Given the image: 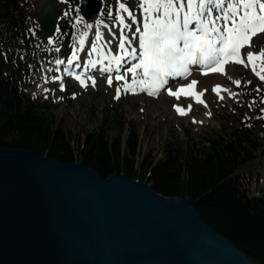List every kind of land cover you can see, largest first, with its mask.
<instances>
[{
  "label": "water",
  "instance_id": "1",
  "mask_svg": "<svg viewBox=\"0 0 264 264\" xmlns=\"http://www.w3.org/2000/svg\"><path fill=\"white\" fill-rule=\"evenodd\" d=\"M101 9L102 0H80L84 19ZM59 14L42 4L41 38L52 37ZM0 264L260 263L207 225L190 198L0 146Z\"/></svg>",
  "mask_w": 264,
  "mask_h": 264
},
{
  "label": "trees",
  "instance_id": "2",
  "mask_svg": "<svg viewBox=\"0 0 264 264\" xmlns=\"http://www.w3.org/2000/svg\"><path fill=\"white\" fill-rule=\"evenodd\" d=\"M27 6L26 0H0V146L81 163L102 177L124 173L164 197L190 198L207 225L264 264V124H224L221 131L172 145L148 161L138 158V136L125 130L119 115L112 116L119 123L115 135L104 128L113 112L108 105L98 129L73 143L47 99L28 93L47 42L30 23ZM58 28L71 31L62 20Z\"/></svg>",
  "mask_w": 264,
  "mask_h": 264
},
{
  "label": "rangeland",
  "instance_id": "3",
  "mask_svg": "<svg viewBox=\"0 0 264 264\" xmlns=\"http://www.w3.org/2000/svg\"><path fill=\"white\" fill-rule=\"evenodd\" d=\"M114 1H104V8H102L100 13L87 20L82 18L80 24L76 23L77 18L81 17L79 10H76L75 6L70 8L73 16L71 31L64 33L59 30L51 38L53 40L52 44H49L48 40L46 41L47 44L42 51L46 54H51L52 57L50 59L45 57L40 61L39 70L32 74L30 85L27 89L31 97L47 99L50 106H52V114L68 132L73 143L78 140L81 141L86 133L98 129L104 117L105 107L108 105L113 112L110 119L105 121L104 128L107 129L110 135H115L119 123H116L112 116L115 114L119 115L120 124L125 125V130L128 131L130 127L138 136L140 144L138 158L148 161L151 159L157 160L162 156L163 150L172 145L184 146L186 143L197 142L200 138H203V135L207 136L216 131H221L224 124L228 126L230 123H236L240 120L243 123L250 121L255 124H264V81H261L256 75L251 73L249 66L245 67L234 63L225 66V74L214 73L221 75L224 83L231 86L233 88L232 92L237 94L234 97L227 95L224 99H219L216 93L212 91V88L216 85L213 77L215 75H202V72L197 68L190 70L191 76L187 79L170 80V84L160 93L161 96H158V93L153 95L155 100H150L152 96L149 95L150 97H147L146 92L145 94L138 91L136 94L130 93L124 87L126 83L129 84L134 78L132 73L129 74V72L126 76L129 68L127 67L128 61H126L120 71L111 75V86L108 84L110 76L99 73L91 74L88 78L91 77L92 80H87L84 86L80 85L77 80L69 75L64 78L65 88L60 87L61 82L58 81L59 79L48 81L47 83L43 82L44 80L41 82L42 79L39 77H42L45 73L39 77L38 75L46 71L47 67L55 64L57 60L64 61L63 64L57 66L60 70H64L67 67V60L73 48L79 47L77 44L79 33L87 31L86 43L90 42L97 20L102 21L104 25H108L107 28H111L110 32H114V36L117 37L116 34L120 31V27L115 20L118 3L117 0ZM48 2L65 6L63 0H26L28 4L27 11L33 15L29 17L33 26L39 28L37 13L40 11L42 4ZM119 2L124 3L136 18L142 17L139 7L140 0H119ZM226 2L228 3V0H225V4ZM109 9L112 11V16L108 15ZM215 11L216 13L218 12L217 10ZM120 14L124 15L126 24H131V18L126 13L121 11ZM218 14L221 13L218 12ZM86 24H92L93 27L87 29L85 27ZM138 26L140 24L133 25L132 32ZM193 26L190 25V28ZM113 41L116 43L114 38ZM64 43H69V48L65 47ZM261 49H264V33H259L253 37L251 47L242 49V54L246 59L248 51L258 53ZM84 50H88V45L84 46ZM84 50L81 53L82 57L85 53ZM79 62L78 65L81 66V60ZM75 67L77 66L75 65ZM72 71L70 72L71 75ZM75 73L78 72L76 71ZM56 75L57 72L52 70L48 74V78L52 79ZM117 75H124L125 77L123 80H116L115 77ZM46 76L47 74L44 77ZM191 80H196L198 82L197 86L206 90L204 91V104L195 103L191 96L185 97L181 95L177 99L168 95L167 90L169 88L175 91L178 87L186 85ZM233 80L241 81L240 86L233 84ZM93 81H95V84H93ZM117 88L120 89L118 99L115 98L117 96ZM190 104L192 105L191 110L186 115L178 114L174 107L176 105L188 109ZM252 166H256V164Z\"/></svg>",
  "mask_w": 264,
  "mask_h": 264
},
{
  "label": "snow or ice",
  "instance_id": "4",
  "mask_svg": "<svg viewBox=\"0 0 264 264\" xmlns=\"http://www.w3.org/2000/svg\"><path fill=\"white\" fill-rule=\"evenodd\" d=\"M115 20L120 27L118 43V54L112 55L111 51L106 55L104 49L108 48L111 40H104L103 33L99 30L102 21H96L95 39L91 42L89 55L98 54L100 59H90L85 62L86 68H95L107 60L113 63L119 70V66L125 59L138 60L127 72L132 73L134 79L131 84H125L126 91H133V86H142L141 90H148V95H155L167 83L168 77H184L191 75L189 66H202V75L209 73L225 74V65L234 63L238 65L250 66L255 75L264 81V49L258 53L248 51L246 59L242 57L241 50L251 47L252 38L259 33H264V2L261 0H140L142 20L137 21L135 15L129 11L124 3L117 0ZM258 9V11H257ZM213 10L221 14L213 15ZM126 13L131 18V24L125 23ZM108 15L112 16V11L108 10ZM223 22L222 24L220 22ZM82 17H78L76 23L80 24ZM140 23L141 26L135 28L128 35L126 30H130L132 25ZM195 27L190 28V25ZM87 29L93 27L86 24ZM105 28L108 25H104ZM115 27V25H113ZM59 31V28L56 29ZM88 32L79 33V49L73 48L67 60L69 66L79 59L78 52L84 50L85 39ZM103 41V43H101ZM134 41H138V49L133 46ZM53 43L52 39L48 40ZM64 61L57 60L56 64H63ZM79 67V65H76ZM109 68H101V71H109ZM138 70L139 73H138ZM67 71V69H65ZM139 75L141 78L136 79ZM82 86L84 81L79 76ZM116 80H123L124 75H117ZM196 80H191L186 85L178 87L175 91L169 88L168 95L177 99L181 95L191 96L195 103L204 104L202 97L204 91H196ZM233 84L240 86L241 81L233 80ZM95 84V81H93ZM111 86L112 77L108 79ZM119 98L120 89L117 88ZM212 91L219 99H224L220 95L221 91L227 92L229 96H236L220 85H215ZM206 106V105H205ZM180 115H186L191 110L174 105Z\"/></svg>",
  "mask_w": 264,
  "mask_h": 264
},
{
  "label": "bare ground",
  "instance_id": "5",
  "mask_svg": "<svg viewBox=\"0 0 264 264\" xmlns=\"http://www.w3.org/2000/svg\"><path fill=\"white\" fill-rule=\"evenodd\" d=\"M261 2H264V0H261ZM227 5V2H226V4H225V6ZM215 10H213V15L215 16V15H219L218 14V12L216 13V11L214 12ZM257 11H258V9H257ZM65 16H67V13H63ZM142 17H139V18H136L137 19V21L139 22V21H141L142 19H141ZM221 24L223 23L222 21L220 22ZM138 24H140V23H138ZM133 26V25H132ZM140 26H141V24H140ZM193 26V25H192ZM193 27H195V25L193 26ZM192 27V28H193ZM94 29V33H93V35H92V39L90 40V42L87 44L86 42V39H85V44H84V46H87L88 45V50L87 51H85V53H84V56L82 57L81 56V53L83 52V51H79L78 52V56H79V59L77 60V61H74V63H73V65H71V66H69L68 64H67V68H72V69H74V71L72 72V73H74V72H78L79 73V77H81V78H85V79H87V80H92L91 79V77L90 78H88L91 74H94V73H100V71H99V65L100 64H98L95 68H86L85 67V62L86 61H88V60H90V59H100V57H99V55L98 54H94V55H92V56H90L89 55V52H90V49H91V42L95 39V32H96V29H97V26L96 27H94L93 28ZM99 30L103 33V35H104V40L105 41H107V40H111V44L109 45V47L108 48H106V49H104V52H105V54L107 55L108 53H109V51H111V54L112 55H116V54H118V43H119V40L118 39H115L114 38V40H116V43H115V41H113V35H114V32L113 33H111L110 32V30H111V28H105L104 27V24H101L100 26H99ZM127 32H128V35L129 36H131V32H132V27H131V29L130 30H126ZM134 31H135V29H134ZM108 33V34H107ZM112 36H111V35ZM110 35V36H109ZM117 35V37H118V33L116 34ZM90 36V35H89ZM78 41V40H77ZM101 43H103V41L101 42ZM77 44H78V42H77ZM78 46H79V44H78ZM133 46H135V47H137V49H138V41H135V45H134V43H133ZM79 48V47H78ZM77 48V49H78ZM51 53V52H50ZM81 60V62H82V65L81 66H79V67H75V65H77V64H79L80 61ZM125 61H128V66L127 67H132V65L133 64H135V63H137L138 62V60H131V59H125ZM78 62V63H77ZM107 62V60H105V61H103V63H106ZM58 65L55 63V64H53L51 67H47L46 68V71H43V72H41L39 75H38V77L41 75V74H44V75H42V77H44L46 74H47V76L46 77H44V78H42V77H39V78H41L42 80H41V82L43 81V82H48V81H52V80H60V79H64V77L66 76V73H64L65 72V70H60L58 67H57ZM197 67H192V69H196ZM52 71V70H55L56 72H57V75L55 76V77H53L52 79H50V78H48V74L50 73V71ZM139 71L140 70H138V73H139ZM130 74V73H129ZM209 74H213V75H215V76H213L214 77V81H215V84L217 85H220L221 86V88H226V89H228L230 92H232L233 91V88L231 87V86H229V85H227V84H225L224 83V81H223V77L221 76V75H219V74H214V73H209ZM128 75V72H126V76ZM191 76V75H190ZM93 77V76H92ZM136 79H139V78H141L139 75H137V77H135ZM170 78V77H169ZM46 79H47V81H46ZM134 79V78H133ZM40 82V83H41ZM132 83V81L129 83V84H131ZM169 83V82H168ZM168 83L166 84V86H168ZM45 84V83H44ZM39 86H41V85H39ZM44 86V85H43ZM166 86L161 90V91H159V93H158V96L160 95V93L161 92H163L165 89H166ZM141 87L142 86H133V88H134V90H135V92H134V94H136V92L138 91L139 93L140 92H143L144 94H145V92H146V96L147 97H150L149 95H148V90L147 89H145V90H141ZM40 90V89H39ZM196 91H203V89L202 88H200V87H198L197 85H196ZM137 92V93H138ZM220 95L221 96H223V97H226L227 95H229L227 92H223V91H221V93H220ZM152 97L150 98V100H155V98H153L154 96L153 95H151ZM161 96V95H160ZM148 99V98H147ZM202 99L204 100L205 99V97L203 96L202 97ZM149 100V99H148ZM205 101V100H204Z\"/></svg>",
  "mask_w": 264,
  "mask_h": 264
},
{
  "label": "built area",
  "instance_id": "6",
  "mask_svg": "<svg viewBox=\"0 0 264 264\" xmlns=\"http://www.w3.org/2000/svg\"><path fill=\"white\" fill-rule=\"evenodd\" d=\"M70 7V5H66L64 8H63V13H67V8Z\"/></svg>",
  "mask_w": 264,
  "mask_h": 264
}]
</instances>
